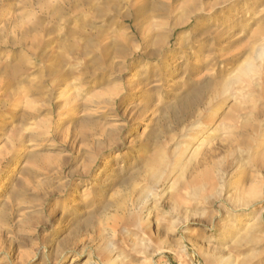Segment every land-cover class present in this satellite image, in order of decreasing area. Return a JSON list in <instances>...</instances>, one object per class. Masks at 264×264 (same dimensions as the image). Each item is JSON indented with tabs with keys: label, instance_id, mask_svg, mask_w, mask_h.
I'll list each match as a JSON object with an SVG mask.
<instances>
[{
	"label": "rangeland",
	"instance_id": "374dc122",
	"mask_svg": "<svg viewBox=\"0 0 264 264\" xmlns=\"http://www.w3.org/2000/svg\"><path fill=\"white\" fill-rule=\"evenodd\" d=\"M234 1L0 0V264H264V0Z\"/></svg>",
	"mask_w": 264,
	"mask_h": 264
},
{
	"label": "bare ground",
	"instance_id": "6f19581e",
	"mask_svg": "<svg viewBox=\"0 0 264 264\" xmlns=\"http://www.w3.org/2000/svg\"><path fill=\"white\" fill-rule=\"evenodd\" d=\"M237 2H232V4H230L229 6H228V8H227V10L226 11H224V12H222V15L220 16V17H217V13L216 14H212V16L216 19V20H224V21H228V23H229V26H228V28H230V26L232 25V24H234V22H235V17L237 16L238 18H240V19H242L245 15H244V12H242V11H240L239 10V0H236ZM247 1V0H246ZM245 1V2H246ZM248 2V1H247ZM125 5H128V6H134L135 7V9H136V11H137V13L140 15V14H143V13H145V11L147 10V5H148V3H147V0H126V4ZM175 8H178V7H175ZM201 9H202V7H200ZM224 10V9H223ZM222 10V11H223ZM191 12H193V13H196V11H197V8L195 7V6H193L192 7V9L190 10ZM197 14V13H196ZM208 15H210V14H208ZM220 15V14H219ZM137 17L138 16H135V17H133V20L134 21H136V19H137ZM124 18L125 19H129V18H132V17H130L129 15H124ZM245 18H246V16H245ZM242 21V20H241ZM135 25L137 26L138 25V23L137 22H135ZM154 25L152 24V25H150V27H148V31L153 27ZM228 32V30L226 31V33ZM264 52H262V51H260V50H254V59H258L259 58V61H260V63L258 64V66L257 65H253V64H250V63H247L246 65H244L243 67H239V71H241V73L242 74H244V75H249V73H250V71L251 70H253L254 69V67L256 66V67H264V54H263ZM262 62V63H261ZM66 88V87H65ZM65 90V89H64ZM68 92H70V91H68V90H66V91H64V92H62V93H60L61 95L60 96H63L62 98L64 99V101H65V103H64V106L65 105H70V103L72 104L73 103V97H70V94H68L67 95V93ZM224 92V91H223ZM223 92H219V93H217V94H215L214 95V97H218V96H220V95H222L223 94ZM200 96V95H199ZM198 96V97H199ZM208 99H209V97H208ZM213 99V97L209 100V101H211ZM73 105V104H72ZM71 108H72V106H70ZM196 129H200V126L199 125H197L196 127H195ZM210 133V132H209ZM198 135H199V133H198ZM194 137H192V139H193ZM209 138V137H208ZM185 139V138H184ZM188 140H189V138H187ZM191 140V139H190ZM194 140V139H193ZM195 140H197V139H195ZM200 148H198V146H196L195 147V149L192 151V154L191 155H194V154H196L197 153V151L199 150ZM201 151V150H200ZM149 214V213H148ZM186 221H187V218H186ZM228 224V223H227ZM242 236V235H241ZM243 236L244 237H249V234L247 233V232H244L243 233ZM241 240V239H240ZM225 260L224 259H221L220 260V262H224Z\"/></svg>",
	"mask_w": 264,
	"mask_h": 264
}]
</instances>
